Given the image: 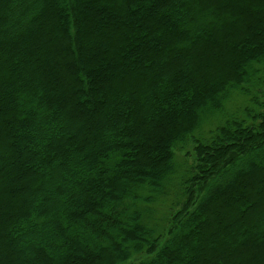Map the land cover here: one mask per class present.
Instances as JSON below:
<instances>
[{
    "label": "trees",
    "instance_id": "1",
    "mask_svg": "<svg viewBox=\"0 0 264 264\" xmlns=\"http://www.w3.org/2000/svg\"><path fill=\"white\" fill-rule=\"evenodd\" d=\"M0 264H264V0H0Z\"/></svg>",
    "mask_w": 264,
    "mask_h": 264
},
{
    "label": "rangeland",
    "instance_id": "2",
    "mask_svg": "<svg viewBox=\"0 0 264 264\" xmlns=\"http://www.w3.org/2000/svg\"><path fill=\"white\" fill-rule=\"evenodd\" d=\"M246 104V99L241 96L238 92H234L230 97L229 101L226 103L223 114H217L205 119L204 123L193 133L187 144L183 147H178L176 149V159H175V175L172 176L170 183L168 185V191L166 196H162L155 202L153 209L155 210L154 217L160 223V225H165L168 222V218L171 215V207L174 202L181 198L184 187H195L196 192L200 194L201 185L196 187L192 183L187 185L183 179L189 177V168L193 170L195 149H194V137H207L208 132L215 128L221 121L223 117L227 114L235 113L241 111ZM9 193V191H8ZM163 227V226H162Z\"/></svg>",
    "mask_w": 264,
    "mask_h": 264
}]
</instances>
